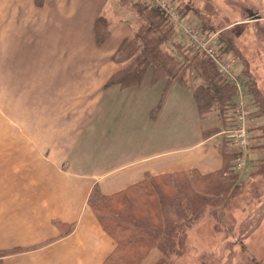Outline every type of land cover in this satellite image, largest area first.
<instances>
[{
    "label": "crops",
    "instance_id": "crops-1",
    "mask_svg": "<svg viewBox=\"0 0 264 264\" xmlns=\"http://www.w3.org/2000/svg\"><path fill=\"white\" fill-rule=\"evenodd\" d=\"M12 2L13 26L20 23L23 11L34 8L50 14L44 22L47 28L55 30L53 23L63 27L61 33L69 35L78 48V63L55 76L66 79L61 85L65 92L91 94L87 108L102 110L95 115L99 131L112 139L121 138L125 142L121 148L127 152L116 155L112 163L102 162L94 173L87 167L72 173L65 169L64 158L58 159L46 149L40 151L35 134L31 148L22 132L12 134L21 148L3 149L0 144V251H6L0 264H107L115 242L87 205L92 189L97 187L108 196L148 174L218 171L223 166L220 141L214 135L205 136L202 121L209 114L200 118L190 89L174 84L157 107L166 81L152 85L151 68L137 86L121 89L105 85L121 69L112 55L132 34V27L110 21L109 36L97 46L94 24L103 0H44L42 7L32 0ZM4 3L0 0V7ZM262 18L260 15L259 20ZM210 118L217 120V127L222 126L217 116ZM62 145L65 149L69 143ZM64 156L69 157L67 153ZM257 157L256 152L249 153L250 161ZM160 256L159 250L152 248L139 264H155Z\"/></svg>",
    "mask_w": 264,
    "mask_h": 264
},
{
    "label": "rangeland",
    "instance_id": "rangeland-1",
    "mask_svg": "<svg viewBox=\"0 0 264 264\" xmlns=\"http://www.w3.org/2000/svg\"><path fill=\"white\" fill-rule=\"evenodd\" d=\"M4 1L0 7V102L3 109L0 110L3 111L0 113V144L3 149L21 148L13 140L12 134L22 132L28 136L26 142L30 148L35 145V134L40 151L46 149L50 155L64 158L65 169L72 173H77L74 169L79 167H87V171L94 173L102 162L116 161V155L127 152L121 148L125 142L121 138L106 137L102 130L99 131L95 115L101 114L102 110L87 108L91 94L65 92L66 87L61 85L66 83V79L55 76L65 69H73L72 65L78 63V48L70 41L69 35H63V27L57 23H53L55 30L47 28L49 25H44V22L49 20L50 14L34 8L23 11L20 23L13 26L15 12L9 11L13 2ZM103 2L99 14L111 24L117 20L127 24L121 18L130 19L131 24L128 25L132 27V32L143 24L137 13L140 6L134 7L127 2L122 4L121 0ZM153 4L164 7L168 18L174 25L177 24L174 29L182 39L190 28H197L199 35L204 37L214 35L217 39L220 35L231 36L236 53L220 51L219 57L232 66L231 71L237 81L242 79L246 85V77L249 76L252 80L249 84L253 87L254 84L258 85L264 93V0H153ZM182 5L185 9L181 11L187 14L177 16ZM139 10L145 13L142 8ZM248 10L263 16L261 21L259 18L252 19ZM186 20H189L188 26L184 23ZM203 25L213 30H204L201 28ZM215 39L211 41L212 44H215ZM188 44H191L190 40L186 47ZM216 45L220 46L219 42ZM164 47L169 54L177 56L178 53L169 45ZM193 49L196 50L195 47ZM58 81L60 86L57 85ZM248 100L247 96L244 97L250 110L247 122L255 143L244 152L246 162L242 170L233 169L234 159L228 163V171L237 175V182L226 195L220 196L218 205L203 210V214L186 231L185 239L179 244L178 255L166 257L164 264H264V161L260 163L264 149L261 153L259 150L264 148V141L259 140L264 132V115L259 114V110ZM233 103L225 107V112ZM14 111H17L16 115ZM215 113L218 114L214 106L208 118L202 121L204 132L211 130L208 135L219 125L217 120L210 118ZM217 117L222 125L220 128H225L227 120L224 126L223 116ZM213 135L220 145L235 151L219 132ZM65 141L69 145L63 149L62 143ZM258 143L263 144L259 147ZM250 152H256L257 159L250 161ZM236 154L241 156L240 152ZM216 176L222 177L219 174ZM227 176L230 175L225 174L221 179L225 180ZM95 189L90 192V201L96 198ZM4 255L6 251H0V256ZM161 261L162 255L156 263Z\"/></svg>",
    "mask_w": 264,
    "mask_h": 264
},
{
    "label": "trees",
    "instance_id": "trees-1",
    "mask_svg": "<svg viewBox=\"0 0 264 264\" xmlns=\"http://www.w3.org/2000/svg\"><path fill=\"white\" fill-rule=\"evenodd\" d=\"M32 1L37 7H42L44 3V0ZM121 1L122 4L131 3L128 0ZM131 5L140 6L145 12L143 14L139 10L141 8L137 9L143 24L140 28L136 27L113 53L112 60L120 63L121 69L105 85H119L121 89L137 86L151 68L152 85L160 80L166 81L158 108L167 90L178 84L191 90L200 118L211 113L215 106L218 113L215 116H223L225 126V107L237 96L235 84L219 71L204 52H193L186 47L174 29V22L164 9L153 4V0H134ZM182 9L185 6L182 5L178 16L187 14H183ZM129 20H125L127 24H131ZM201 28L209 30L211 27L203 25ZM110 32V22L98 14L94 24L95 44L101 46ZM215 40L219 42L223 53L235 52L231 36L220 35ZM165 45L178 53L177 56L169 54ZM247 77L246 85L240 79L245 96L259 110V114L264 115L263 95L256 84L255 88L249 84L252 80ZM220 130L217 127L210 135ZM210 131L205 135L208 136ZM259 140L264 141V132ZM263 143H258L259 147ZM219 149L223 166L209 174L201 175L196 170L155 176L148 174L140 182L108 196L98 192L95 187L96 198L90 201L91 194L88 198L90 208L101 228L115 242L107 264H139L151 248H157L163 257V261L155 264H164L166 257L178 255L179 244L185 239L188 228L203 214L205 208L218 205L220 196L226 195L237 182V175L228 171V163L237 157L236 152L224 145ZM262 149H259L260 153ZM262 160L264 152L260 163ZM217 174L230 176L223 180Z\"/></svg>",
    "mask_w": 264,
    "mask_h": 264
},
{
    "label": "built area",
    "instance_id": "built-area-1",
    "mask_svg": "<svg viewBox=\"0 0 264 264\" xmlns=\"http://www.w3.org/2000/svg\"><path fill=\"white\" fill-rule=\"evenodd\" d=\"M160 6L164 9L161 4ZM198 35L199 30H197V28H190L186 37L188 41L190 40L192 47L203 51L206 56H208L218 66L219 71L226 74V76L233 80V82L238 86V82L231 71L232 66L230 67L228 63L225 64L219 57V46L212 44L211 38H205ZM238 96V99L235 100L233 105L228 108L230 114L229 127L222 131V134L228 139V144L234 148V150L241 153V156H237L233 160V169L236 171L244 168L243 166L246 162V158L243 157L244 152L255 143L254 135L252 134L250 126H248L247 122V116L250 114V110L245 104L243 94L239 93Z\"/></svg>",
    "mask_w": 264,
    "mask_h": 264
},
{
    "label": "water",
    "instance_id": "water-1",
    "mask_svg": "<svg viewBox=\"0 0 264 264\" xmlns=\"http://www.w3.org/2000/svg\"><path fill=\"white\" fill-rule=\"evenodd\" d=\"M254 14L252 12L249 13V16H253Z\"/></svg>",
    "mask_w": 264,
    "mask_h": 264
}]
</instances>
